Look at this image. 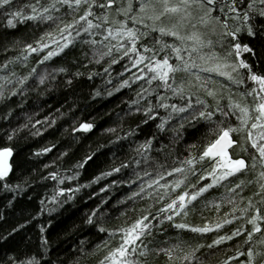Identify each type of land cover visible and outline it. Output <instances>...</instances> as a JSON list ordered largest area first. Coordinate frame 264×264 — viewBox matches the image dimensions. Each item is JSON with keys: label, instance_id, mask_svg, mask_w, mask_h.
<instances>
[{"label": "snow or ice", "instance_id": "snow-or-ice-1", "mask_svg": "<svg viewBox=\"0 0 264 264\" xmlns=\"http://www.w3.org/2000/svg\"><path fill=\"white\" fill-rule=\"evenodd\" d=\"M61 9H65L62 15ZM0 19L5 33L21 25L40 30L31 42L13 39L3 45L5 53L19 50L0 63V70L17 63L28 67L30 57L35 61L23 75L15 71L0 75L4 105L13 96H23L30 80L35 81L31 91H38L57 76L68 75L64 61L69 56L72 63L85 59L89 64L107 58L108 68L128 61L122 65L128 78L121 79L115 90L139 84L126 115L138 114L140 119L109 143L122 148V142L130 140L135 155L100 176L121 173L135 164V179L111 183L134 186L125 201L151 200L154 209L141 212L131 223L109 227L110 214L102 201L104 207L91 209L84 221L103 234L96 244L80 240L69 256L53 257L55 250L41 224L38 245L0 252V264H88L97 252L103 255L95 264H153L151 258L161 255L167 258L165 264H206L202 250L214 254L222 247L225 258L217 264H264V0H0ZM79 75V71L72 74ZM11 115L9 108L4 119ZM93 128V123L83 122L73 131ZM187 128L199 135L183 154L173 155ZM17 131L5 132L7 141ZM14 151L10 144L0 146V188L7 192L20 187L10 182ZM94 155H86L78 167ZM50 175L56 178L55 173ZM252 186L255 191L245 196ZM66 191L72 190L61 188L57 195ZM52 201L57 202L56 195ZM8 203L12 205V200ZM40 203L35 215L24 217L7 235L0 234V241L7 242L43 215L44 201ZM225 206L229 211L220 215ZM206 212L218 218L211 220ZM121 215L127 216L128 210ZM197 215L202 223L190 222L189 217ZM169 230L176 232L175 242L157 245L156 234L167 236ZM189 233L200 239L190 243L184 238Z\"/></svg>", "mask_w": 264, "mask_h": 264}, {"label": "trees", "instance_id": "trees-1", "mask_svg": "<svg viewBox=\"0 0 264 264\" xmlns=\"http://www.w3.org/2000/svg\"><path fill=\"white\" fill-rule=\"evenodd\" d=\"M16 2L18 3L19 0ZM42 2L47 3V0ZM64 11L65 9H61L59 14L62 15ZM39 31L34 27L21 25L18 30L9 29L5 33L3 20L0 19V63L16 55L19 50L17 48L16 51L10 50L5 53L4 44L13 39L31 42L34 34L38 35ZM76 55L78 56L79 53L77 52ZM34 63L35 61L30 57L28 67L19 63L10 64L7 71L0 70V75L12 71H15L17 76L23 75ZM64 64L69 67L68 75L57 76L54 81L40 86L38 91H31L35 87V81L30 80L27 84L29 90L23 96L11 97V102L7 105L0 103V146L10 144L14 148L15 171L10 182L13 186L20 185L14 192L0 188V216L3 217L0 219V234L7 235L17 222L23 223L24 217L35 215V210L41 207V201H44L45 209L43 215L26 224L18 233L12 234L7 242L0 241V252L38 245L41 224L45 226L51 248L55 250L52 253L53 257L69 256L80 240L90 241V246L96 244L103 234H97L96 229L85 224L84 221L91 209L96 208L97 205L104 207L102 201L107 203L106 211L110 214L106 221L109 227L124 224L125 221L131 223L143 211H154L151 208V200L137 198L134 201H125V197L135 190L134 186L128 183L118 182L114 185L111 183L113 180L135 179L132 175V170L136 168L135 164L122 170L121 173L100 176L102 172L109 171L112 166H118L122 161L127 162L128 157L135 155L129 148L130 140L122 142V148L109 143L110 140H115L116 135H124L129 126L134 127L140 119L138 114L126 115L128 101L135 97L139 84L133 83L131 87L115 90L121 79L128 78L129 74L124 72L122 66L127 65L128 61L124 60L121 64L108 68L107 58L99 64L95 62L89 64L85 59H81L80 63H72V57L69 56L65 58ZM105 68H108L107 72L104 71ZM77 71L82 75L73 77L72 74ZM69 78L72 79L70 85L67 83ZM13 80L15 81V77ZM96 92L100 95H96ZM109 92L111 95L108 94ZM9 108L12 109V115L4 119ZM83 122L93 123L94 128L89 132L73 131ZM24 125L27 127H22ZM109 128H116V133L106 131ZM12 129L18 131L14 139L9 142L5 132H11ZM150 130L145 128L146 132ZM168 135L171 136V133ZM198 135L199 133L194 129L187 128L183 140L177 146L178 152L173 155L183 154L186 145L194 142ZM138 139L143 140L144 136L140 135ZM164 142L167 143V139ZM135 146V143L131 144L132 148ZM44 148L51 150L42 152ZM92 153H95L93 159L84 167H78V162ZM152 155L157 156V153L153 151ZM160 160L163 162L164 157L160 156ZM168 162H172L171 157ZM51 173L56 174L55 179L52 178ZM61 188L72 191L57 195ZM101 188L105 191L102 192ZM253 191L255 186L250 187L244 195L250 196ZM53 195L57 196V202L52 201ZM68 196H72V199L66 200ZM9 200H12V205H9ZM118 201L125 203L121 205ZM50 207L55 208V211L48 212L47 209ZM131 208H135L136 211H131ZM125 210H128V215H121ZM227 211L229 207L225 206L220 215ZM205 215L211 220L218 218L214 212H206ZM189 220L196 224L202 223L198 215L189 217ZM235 226L234 223L231 227ZM175 236L176 232L173 230H169L167 236L156 234L155 243L168 247L175 242L172 239ZM184 238L190 243L200 239L192 233L185 235ZM210 238L211 235L206 237L209 240ZM165 240L167 243H163ZM202 253L207 256L206 264H217L219 260L225 258L223 247L214 254L208 249H203ZM227 254L231 255L232 252L229 251ZM102 255L101 252H97L90 256L88 264H95L96 260L102 259ZM151 259L153 264H165L167 258L161 255Z\"/></svg>", "mask_w": 264, "mask_h": 264}]
</instances>
